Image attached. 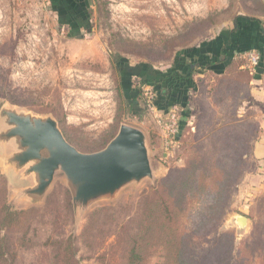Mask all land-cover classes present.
<instances>
[{
	"label": "rangeland",
	"instance_id": "1",
	"mask_svg": "<svg viewBox=\"0 0 264 264\" xmlns=\"http://www.w3.org/2000/svg\"><path fill=\"white\" fill-rule=\"evenodd\" d=\"M65 7L71 12L77 7L80 15L71 18V23L80 35H70V27L59 19V12L70 13L59 0H0V107L6 104L36 115H51L66 140L81 152L103 148L120 124L139 128L146 136L155 176L129 184L113 199L96 201L74 214L63 173L54 175L42 202L28 204L18 201L14 193L28 180L12 168H4L0 161L10 207L33 208L23 228L7 233L16 242L13 264H53L54 240L69 236L77 264H124L128 238L136 231L147 191L156 180L183 166L188 148L202 141L208 128L229 127L234 115L258 126L264 118V97L257 99L260 103L245 101L252 81L264 88V76L250 74L244 59L238 57L213 93L214 101L207 102L209 96L203 91L215 83L212 76L194 74L200 92L190 94L192 115L186 120V144L180 134L179 142L166 147L157 124L159 110L151 103L152 87H144L135 104L142 113L134 114L128 99L139 78L127 73L134 69L145 77L146 63L161 73L170 72L183 48L227 33L240 16L255 18L258 30L264 31V0H70ZM81 12L87 16V29L80 26ZM250 28L254 27H245ZM199 105L206 109L200 119ZM56 114L63 115L61 124ZM197 116L199 129L195 131ZM255 134L239 174L228 188L216 230L232 231L236 246L264 215V153L255 154L264 150L258 139L264 133L259 127ZM11 151L0 145V157ZM239 215L246 217L244 225L238 221ZM207 234L196 241L201 250L216 238L213 231ZM21 238L25 243L17 245ZM149 255L141 264H165L156 245Z\"/></svg>",
	"mask_w": 264,
	"mask_h": 264
},
{
	"label": "trees",
	"instance_id": "2",
	"mask_svg": "<svg viewBox=\"0 0 264 264\" xmlns=\"http://www.w3.org/2000/svg\"><path fill=\"white\" fill-rule=\"evenodd\" d=\"M69 1L59 0V3L70 11L65 7ZM75 5L77 4L73 7ZM74 11L69 13L63 10L58 13L62 23L70 27L72 36L80 35L71 23V18L74 19L79 14L77 7ZM81 13L83 19L80 26L87 29V16ZM240 17L227 33L199 46L183 48L184 52L175 58L178 65L175 64L170 72L161 73L152 69L149 63L143 65L148 73L145 77L139 71L130 69L127 73L129 77L139 78L138 83L133 86V95L128 99L130 111L132 108L134 114L142 113L140 106L139 112L135 104H139L144 87L151 86L154 93L152 106L162 111V116H166L171 110H176L179 114L180 129L177 142L182 134V142L186 144V133L189 131L186 120L192 115V109L188 108L189 96L197 89L195 96L200 92V86L196 88L193 78L194 70L199 67L212 71L215 69L214 64L220 65L217 73L212 71L210 74L215 83L212 82L209 90H205L207 86L203 87V91L209 96L206 98L207 102L214 101L213 93L220 83L224 82L222 77L244 52L238 49V53L234 54L236 49L232 45L236 43L238 32L245 30L246 25L257 28L258 20L255 18ZM260 34L264 40V31L261 28ZM207 54H211L212 59L209 60ZM244 61L246 64L245 59ZM260 67H264L263 55ZM246 71L242 73L245 78ZM258 75L259 73L256 74ZM236 85L233 84V87ZM199 107L202 109L200 119L206 109L201 108V105ZM56 115L61 124L63 115ZM231 121L229 127L208 128L202 141L188 148L183 166L170 169L168 174L156 180L149 188L136 231L127 241L124 264L143 263L150 256V248L153 245L162 251L165 264H264V215L260 221L254 222L249 236L237 246L234 244L232 231H216L228 188L239 174L242 158L248 154L251 136L259 131L257 124H250L236 115ZM195 127L197 131L198 116ZM32 209L10 207L7 202V178L0 173V264H13L16 242L7 233L23 228ZM212 231L216 234L213 243L202 250L199 249L196 241L204 239L208 236L207 233ZM54 242L57 244V251L53 264H77L71 236ZM24 243L21 238L17 245Z\"/></svg>",
	"mask_w": 264,
	"mask_h": 264
},
{
	"label": "water",
	"instance_id": "3",
	"mask_svg": "<svg viewBox=\"0 0 264 264\" xmlns=\"http://www.w3.org/2000/svg\"><path fill=\"white\" fill-rule=\"evenodd\" d=\"M262 72L258 67L257 73ZM0 145L12 149L0 157L2 166L21 173L29 182L15 190L18 201L42 202L54 175L61 172L74 214L85 211L96 201L113 199L129 184H139L155 176L144 132L127 124H120L103 148L81 152L66 140L51 115H36L3 104ZM237 219L241 225L246 222L242 215Z\"/></svg>",
	"mask_w": 264,
	"mask_h": 264
},
{
	"label": "crops",
	"instance_id": "4",
	"mask_svg": "<svg viewBox=\"0 0 264 264\" xmlns=\"http://www.w3.org/2000/svg\"><path fill=\"white\" fill-rule=\"evenodd\" d=\"M249 32H247V30H240L238 32V37L235 39L236 43H234L232 45V47L236 50H234V54H237L238 52V49L239 50H244V51H247V50H250V49H256L258 51H260L261 55L264 56V40H263V37L261 36L260 34V29L258 30V26L256 29L254 30H248ZM263 49V50H262ZM208 55V59H212V55L211 54H207ZM215 66V69L212 70L213 72H216L218 69V67H220V65H218L217 63L214 64ZM195 75L197 76H202L201 72H203V75L204 74H212L213 72L210 71V70H206V69H202L201 68H195ZM217 73V72H216ZM263 73H259L258 77H263ZM197 80V79H195ZM194 80V81H195ZM253 83H255V81H252ZM251 84L250 85V96H249V99L245 100L247 101L248 103H250L251 101H256L258 98H262L264 97V88L262 86H257L256 84ZM199 87V85H198ZM192 93V92H191ZM190 93V94H191ZM193 94H196L195 91H193ZM263 95V96H262ZM190 96H189V100H188V106L190 104ZM258 102V100H257ZM260 103V102H258ZM159 113H163L162 111H158ZM256 117V116H255ZM259 127H260V130L263 131L264 133V118L262 117L261 120L259 121ZM260 139L261 142L264 143V134L258 138ZM264 153V150L263 149H258V153H255L259 156H261V153ZM258 157V156H257Z\"/></svg>",
	"mask_w": 264,
	"mask_h": 264
},
{
	"label": "built area",
	"instance_id": "5",
	"mask_svg": "<svg viewBox=\"0 0 264 264\" xmlns=\"http://www.w3.org/2000/svg\"><path fill=\"white\" fill-rule=\"evenodd\" d=\"M246 60V66L250 74L257 73L260 67L261 53L256 49H250L240 54ZM263 69L264 75V67ZM157 124L163 132L166 147H173L177 143L180 129V117L176 110H171L166 116H158Z\"/></svg>",
	"mask_w": 264,
	"mask_h": 264
}]
</instances>
